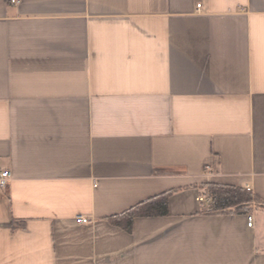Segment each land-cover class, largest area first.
<instances>
[{"label": "crops", "instance_id": "crops-1", "mask_svg": "<svg viewBox=\"0 0 264 264\" xmlns=\"http://www.w3.org/2000/svg\"><path fill=\"white\" fill-rule=\"evenodd\" d=\"M2 171L0 264H264V208L196 200L264 202V0H0Z\"/></svg>", "mask_w": 264, "mask_h": 264}, {"label": "trees", "instance_id": "trees-1", "mask_svg": "<svg viewBox=\"0 0 264 264\" xmlns=\"http://www.w3.org/2000/svg\"><path fill=\"white\" fill-rule=\"evenodd\" d=\"M206 189L210 203L202 207L201 212L207 215H249L254 210L264 208V202L246 189L217 183L201 185ZM175 190L141 201L124 212L107 217L105 220L112 226L125 232H131L136 218L163 217L169 214V198Z\"/></svg>", "mask_w": 264, "mask_h": 264}, {"label": "built area", "instance_id": "built-area-1", "mask_svg": "<svg viewBox=\"0 0 264 264\" xmlns=\"http://www.w3.org/2000/svg\"><path fill=\"white\" fill-rule=\"evenodd\" d=\"M9 3L12 4V5H16L18 3V0H9ZM199 8H200V5H197V9H199ZM10 180H11V174L9 172L2 171L0 173V187L5 188L8 185ZM246 190L249 191V192L251 191L250 188H247ZM196 200L199 203H206V204L210 203V201H211L208 196H199V197H197ZM76 220H77L78 223H88V222H90L88 220V218L83 216V215L78 216ZM253 223H254L253 222V218L252 217H248L247 227L251 228L253 226Z\"/></svg>", "mask_w": 264, "mask_h": 264}, {"label": "rangeland", "instance_id": "rangeland-1", "mask_svg": "<svg viewBox=\"0 0 264 264\" xmlns=\"http://www.w3.org/2000/svg\"><path fill=\"white\" fill-rule=\"evenodd\" d=\"M205 192H206V189H205Z\"/></svg>", "mask_w": 264, "mask_h": 264}]
</instances>
